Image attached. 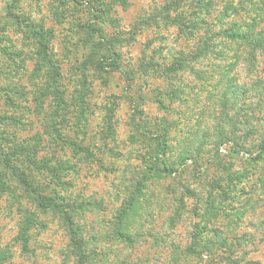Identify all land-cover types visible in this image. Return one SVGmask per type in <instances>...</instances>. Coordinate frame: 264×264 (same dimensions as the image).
<instances>
[{
	"label": "rangeland",
	"instance_id": "1",
	"mask_svg": "<svg viewBox=\"0 0 264 264\" xmlns=\"http://www.w3.org/2000/svg\"><path fill=\"white\" fill-rule=\"evenodd\" d=\"M125 1L127 8L113 4L111 9L104 8L106 13L102 15L89 8V4L95 5V0H0V37H3L0 46L22 53L15 65L0 53L5 71L0 85L11 84L24 89L26 94L25 100L19 101L24 110L10 112L20 122L16 126L11 124L9 133L17 134L18 142L42 136L48 120L46 113L53 110L50 108L52 97L41 100L44 107L41 113L33 110L37 106L35 91H41L47 83L46 72L35 73L34 45L25 41L21 30L11 24V18H6L7 5H15L14 14L51 33L50 48L60 68L59 84L66 94L69 111L65 115L69 122L62 131L76 147H89L91 151L92 158L86 159L84 153L83 158L76 157L70 144L64 148L60 141L50 144L55 157L73 167L60 173L59 180H52L51 190L64 205L76 208V226L84 234L92 263H194L193 259L183 262L178 257L191 244L197 225L201 224L206 228L217 227L218 240L226 249L233 244L241 247L233 256L235 261L240 257L239 264H264V156L257 162L252 161L264 144V58L258 56L259 63L253 68L247 64L245 52L228 73L234 87L241 90L240 96L233 99H238L239 105L231 115L244 108L243 116L252 115L254 119L238 130L242 137L238 141L243 146L240 154L231 158L232 142L221 145L220 164L214 158L216 143L220 138L232 139L233 129L222 120L221 104L212 101L207 109L206 87L197 84L190 74L173 79L174 87L180 86L184 93L182 103L171 102L163 94L167 82L153 71L166 67L182 53L192 52L198 40L181 37L173 26H164L162 22L140 27L143 19L171 0ZM91 19H95L94 26L100 32L78 29V24L90 23ZM96 44L106 49L103 53L122 67L129 80L124 73L103 77L95 73L89 60L95 54ZM232 62L235 60L224 61L223 67L230 70ZM150 63L157 68L147 67ZM211 64L212 61L204 62L196 68L211 70ZM81 94L85 96L83 104L79 103ZM159 95L165 109L156 103ZM3 104L1 101L0 109H4ZM81 110L87 135H84L86 128L81 131L74 126ZM108 117L114 123V137L102 134ZM132 119L136 126L131 124ZM165 121L171 146L166 158L175 171L171 176L149 172L150 160L155 154V142L149 134L156 135V124ZM190 132H196L189 147L193 148L197 160L190 158L180 165L183 150L188 147L185 133ZM54 137L45 138L50 143ZM181 142L184 149L180 148ZM222 148L225 153L221 152ZM159 165L163 167L162 162ZM229 174L244 178L237 187L244 188L245 194L236 197V189L228 182ZM214 179L223 180L221 185L228 190L227 199L220 197L219 189L211 188ZM131 199H134L133 206L123 220L122 233L132 239L133 245L118 239L115 231L118 216ZM226 207H230L231 213L223 212ZM19 216L6 200L0 201V255L7 252V264H75L66 227L52 214L39 215L41 224L32 233L31 250L29 254L22 252L15 241ZM224 259L221 264H227Z\"/></svg>",
	"mask_w": 264,
	"mask_h": 264
},
{
	"label": "trees",
	"instance_id": "2",
	"mask_svg": "<svg viewBox=\"0 0 264 264\" xmlns=\"http://www.w3.org/2000/svg\"><path fill=\"white\" fill-rule=\"evenodd\" d=\"M126 3L125 0H110V3L105 2V0H95V5L89 4V8L91 11L101 12L103 15L106 13L104 8L111 9L113 4L125 6ZM99 4L101 7H99ZM5 10L7 12L6 18L12 19L11 24L21 30L26 38L25 41L27 40V42L34 45V54L37 60L35 73L41 70L46 72L47 83L41 91L38 90V93L35 91L34 103L37 106L33 110L41 113L40 110L44 108L41 105L43 102L41 100L43 98L49 99V97H52L50 108L53 110L50 111V114L46 113L48 120L44 125L45 131L42 136L39 135L18 142L17 134L9 133L8 128L11 124L18 125L20 120L10 112L14 110L22 112L24 110L19 101L25 100L26 94L24 89L11 84L6 87L0 85V102L3 101L4 103V109H0V201L6 200L9 208H16V213L20 215L19 230L15 241L19 244L22 252L29 254L31 250L32 233L41 224L39 215L52 214L66 227L70 236L69 247L75 264H93V258L84 234L80 227L76 226V215L74 214L76 208L73 205H64L55 195L54 190H51L52 180H59L58 175L60 173H66L73 168L66 161L55 157L53 149L50 148L52 142L60 141L62 147L70 144L76 157L83 158L81 154L84 153V155L87 154L86 159L92 158L89 147H76L62 131L65 129L63 128L64 125L69 122V119L65 116L69 111L65 98L66 94L59 84L60 68L57 66V61L54 59L50 48L52 35L50 32L45 31L44 27L14 14L15 5H7ZM110 11H107V16ZM172 13L175 15L173 16ZM99 18L97 17V19ZM159 22H162L164 26H173L181 37L198 41H196L192 52L180 54L166 67L155 69L157 66H153L152 63L147 67H153L155 69L153 70L154 73L159 74L167 82L168 87L163 94L167 95L171 102L180 100L182 103L181 94L184 93L183 88L180 86L174 87L173 79L181 74H190L194 76L197 84L206 87L209 102V108L207 109H210L212 101L221 104L222 120L230 123L233 127L232 139L223 141L220 138L216 143L217 149L214 158H216V162L222 164V159H220L222 156L219 152L221 145L232 142L231 158L240 154L243 146L238 141L242 138L238 130L241 125H250V119H254L252 115L249 118L243 116L244 108L238 109L236 114L231 115V111L239 105V100L233 101V99L240 96L241 90L234 87L235 85L230 80L228 73L236 67V59L241 58L245 52L248 56L247 64L250 63L253 68L257 67L259 57L264 58V0H222L219 2L215 0H171L161 10L156 9L151 16L143 19L140 27L148 26L151 23L157 25ZM94 24L95 19H91L90 23L78 24V29L100 32ZM2 40L3 37H0V42ZM98 45H95L93 49L95 54L89 60L95 73H100L102 77L104 74H123L122 67L117 62L110 61V58L103 53L106 49ZM0 53L12 65H15L22 57V53L11 52L6 46H0ZM231 53L233 57H229ZM113 56L116 57L117 55L113 54ZM213 57L216 61L213 60ZM228 60H235L230 64V70L223 67L224 61ZM208 61L213 62L211 70H198L196 68L197 66L202 67L204 62ZM4 72L3 61L0 59V77L3 76ZM16 74L19 76V73ZM124 75L129 80L127 74L124 73ZM225 84L228 85L223 90ZM190 89L195 90V88ZM199 91L200 89H198ZM83 101H85V96L81 94L79 103L83 104ZM156 103L160 109H165V104L160 95L157 97ZM137 112H139L138 109ZM82 120L83 112L81 110L78 112V119L75 120L74 126L81 131L86 128L84 135H87V127L83 126ZM107 120L108 123H105V130L102 134L105 137H114L115 128L112 118L108 117ZM131 124L137 125L134 119H132ZM59 125H62V128H58ZM156 126L158 128L156 135L149 134L155 142V154L150 160L149 172L171 176L175 171L169 167L166 158L171 148L170 143H168L169 126L166 121L160 125L156 124ZM248 133L254 134L253 131H248ZM195 134L196 132H190L188 135L185 133V136H187L186 146L188 145L185 149L182 142L180 143V148L184 149L180 165L186 164L190 158L197 160L193 154V148L189 147V143ZM52 135H55V137L51 138L49 143L45 137L48 138ZM259 150L256 158L252 159L253 162L261 160L264 156V144L259 147ZM143 162H145V158ZM161 162L163 167L159 165ZM223 168L225 169V167ZM225 170L229 171L228 169ZM227 178L230 187L236 189V197L246 193L244 188L239 189L237 187L238 183L243 182V177L229 174ZM247 178H249V175H247ZM213 181L214 183H210L211 188L219 189L221 191L220 197L227 199L229 194L228 190L221 185L223 180L214 179ZM133 202L134 199H131L123 208L118 216L119 219L115 228L117 238L130 245H133V241L122 233V228L123 220L127 217L129 210L132 209ZM81 208L83 207L81 206ZM228 208L230 207L224 208L223 212L231 213ZM208 211L209 223L211 210ZM200 225H197V232L193 234L191 244L178 257L179 261L189 262L193 259L195 262L188 264H221V261L225 258L227 264L240 263V257L237 259L238 261H235L233 257L241 248L239 245L233 244L226 249L224 243L218 240L220 231L217 227L206 228L207 226L202 227ZM206 229L207 233L205 234ZM212 235H214L213 238ZM225 252L228 254L224 255ZM8 259L7 252L3 251L0 255V264H7Z\"/></svg>",
	"mask_w": 264,
	"mask_h": 264
},
{
	"label": "built area",
	"instance_id": "3",
	"mask_svg": "<svg viewBox=\"0 0 264 264\" xmlns=\"http://www.w3.org/2000/svg\"><path fill=\"white\" fill-rule=\"evenodd\" d=\"M221 152H222V153H225V152H226V150H225L224 148H222V149H221Z\"/></svg>",
	"mask_w": 264,
	"mask_h": 264
}]
</instances>
